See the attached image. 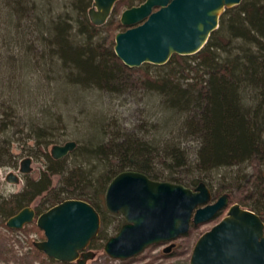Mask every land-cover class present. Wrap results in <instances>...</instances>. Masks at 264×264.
Segmentation results:
<instances>
[{
    "label": "trees",
    "instance_id": "trees-1",
    "mask_svg": "<svg viewBox=\"0 0 264 264\" xmlns=\"http://www.w3.org/2000/svg\"><path fill=\"white\" fill-rule=\"evenodd\" d=\"M87 1H72L80 16L67 18L54 17L47 3L38 10L36 0H0V67L10 63V67L24 74L31 70L34 59L42 60L45 65L48 63V72L57 73L55 82L59 87L77 84L113 89V85L126 81L123 74L138 67L124 64L104 42L94 41L102 25L87 18ZM121 2L129 0L116 4ZM130 5L134 4L130 1ZM21 17L30 22L28 26H35L32 30H38L35 40L38 51L24 49L22 40L28 32L16 22ZM106 23L111 36L118 25L114 21ZM17 49H24L20 58L12 53ZM190 58L174 54L166 64L158 66L156 76L146 73L148 83L159 97L160 133L152 138L117 131L112 135L106 123L100 122L108 137L91 141L83 148L77 149V145L74 154L82 156V161L76 160L70 166L64 157L48 156L47 167L38 179H28L22 191L0 203V241L7 242L0 243V260L23 264H31L34 259L45 261L43 251L34 246V241L29 242L31 249L25 256L16 255L14 245L10 244L15 239L11 233L20 230L28 235L36 224L21 229L7 225L11 216L29 206L37 196L53 193L48 199L52 206L69 198L84 199L99 211L109 182L126 169L190 187L204 181L215 198L227 193L230 203L239 202L264 220V0H242L228 7L221 15L220 26L196 53V65L190 63ZM12 86L0 80V165L16 164L10 151L11 136H7L21 119L18 122L10 119L13 112L5 109L7 100L3 96ZM19 99L9 100L15 104L13 109ZM38 128L30 130L38 131L40 139L47 128L40 131ZM213 172L215 176L210 175ZM54 174L61 175V185L53 192ZM195 228L197 225L192 224L182 236ZM103 237L104 233L99 231L96 238Z\"/></svg>",
    "mask_w": 264,
    "mask_h": 264
},
{
    "label": "water",
    "instance_id": "water-1",
    "mask_svg": "<svg viewBox=\"0 0 264 264\" xmlns=\"http://www.w3.org/2000/svg\"><path fill=\"white\" fill-rule=\"evenodd\" d=\"M119 0H94L89 9L91 21L103 25ZM242 0H145L126 8L121 22L128 26L116 34L115 52L130 67L148 62L166 64L174 54L193 55L207 43L220 26L226 7ZM77 146L75 140L55 144L52 156H67ZM26 157L19 168L32 170ZM7 180L18 183L21 177L10 171ZM109 211L126 219L119 231L105 244L112 258L126 260L151 245L168 243L164 252L176 246L171 242L188 233L192 224L227 213L195 242L190 264H264V220L256 211L230 203L227 193L215 199L210 186L202 181L194 188L182 183L151 178L143 171L126 169L117 173L105 192ZM37 220L46 238L34 246L48 257L63 262L87 264L96 255L89 246L101 227V215L89 201L69 198L37 215L26 206L7 220L11 228L21 229Z\"/></svg>",
    "mask_w": 264,
    "mask_h": 264
},
{
    "label": "rangeland",
    "instance_id": "rangeland-1",
    "mask_svg": "<svg viewBox=\"0 0 264 264\" xmlns=\"http://www.w3.org/2000/svg\"><path fill=\"white\" fill-rule=\"evenodd\" d=\"M72 1L74 0H36L38 10L39 6L42 8L43 4L47 3V9L51 10L54 17L59 15L67 18L79 17L80 14L75 10L76 6L72 4ZM130 1L134 5H139L141 0H129L128 3L121 2L116 4L108 18V22L114 21L115 25L118 26L111 31L110 36L106 30L107 23H104L99 29V33L94 36V41L104 42L106 47L115 52L116 34L128 28V26L122 24L121 14L126 8L131 7ZM93 2L94 0H88L85 10L86 16L90 21L89 9L93 6ZM16 22L22 30L26 29L25 32H28L27 37L23 36L22 40L24 49L29 51L37 49L35 40H37L38 30L35 31L33 29V31V26H28L30 22L24 20L23 17ZM24 49L22 51L17 49L18 51H12V53L16 55V58H20L19 56L22 57L24 54ZM193 55H190L189 61L191 64L196 65V54ZM32 62L31 70L28 69L24 74L14 66L10 67V63L1 64L2 66L0 67V80L6 85H13L3 95L7 100L5 109L9 113L12 110L13 114L11 115L13 117L10 116V119L13 121L18 122L21 119L18 127L12 126L7 136H11L10 151L15 155L16 164L0 165V203L22 191L28 179L35 180L39 178L41 172L47 167L48 156H52L51 151L55 144H64L67 141L75 140L78 145L77 149L83 148L85 145L88 146L91 141L97 142L106 139L108 137L106 135L107 131L108 133L110 131L112 135L115 134L114 131H117V134L128 133L144 138H152L160 133V127L162 126L158 125L157 120L160 112L159 97L155 89L148 83L149 81L146 77V73L153 77L156 76L159 65L146 62L138 66V69L125 73V75L123 74L124 79L127 78L126 81L123 80V82L115 84L117 88L113 85L114 88L111 89L109 87H83L77 84L59 87L55 82L57 73H54V71H51L53 73L48 72V63L45 65L42 60L36 62L35 59ZM182 73L185 74V72ZM11 76L14 78H11ZM18 86L20 87L18 88ZM16 87L20 93L17 92ZM12 97L20 98L19 102L16 103L17 106L14 107L16 111L13 109L15 104L9 101ZM100 122L106 123L107 131L98 124ZM109 122L111 123L110 125L108 124ZM38 126L39 131L42 127L47 128L43 131L40 139L37 136L38 131L36 133L34 130L33 132L30 130L32 127L35 129ZM51 135L56 138H51ZM187 143L190 144L189 142ZM77 149L72 150L64 157L70 166L74 165L76 160H83L82 156H75L74 152ZM26 157L32 158V170L23 174L19 168L21 161ZM10 171L20 175V182L15 183L7 180V175ZM214 174V172L210 173L212 176H215ZM207 178L211 181L210 176ZM60 180V174L53 175V192L60 187ZM211 183L215 185V188L218 187L216 182L211 181ZM52 194L44 192L30 203L32 207L40 208L37 215L52 206L53 203L48 200ZM227 210L228 207L214 219L197 225V228L193 229L189 235L180 236L171 241L176 246L170 252H164L165 246L170 242L160 243L149 246L137 256L120 260L110 257L105 252L104 247L107 240L119 231L126 219L122 213H113L107 209L105 194H103L99 212L101 215L100 231L104 233V237L96 238L95 242L90 244L89 248L94 250L96 255L87 264H190L191 253L196 240L220 221L227 213ZM32 224H36L37 227L35 230H30L28 235L20 230L11 233L15 239L11 240L10 244L14 245L13 247L16 249V255L18 256H25V253L31 249L29 242L46 238L44 231L37 225L36 219L29 223L31 225L29 227H32ZM5 241H0V243ZM42 257L45 261L34 259L31 264H57L53 261V258L48 257L44 252ZM66 263L77 264L76 261ZM0 264L23 263L15 261L8 263L0 260Z\"/></svg>",
    "mask_w": 264,
    "mask_h": 264
},
{
    "label": "flooded vegetation",
    "instance_id": "flooded-vegetation-1",
    "mask_svg": "<svg viewBox=\"0 0 264 264\" xmlns=\"http://www.w3.org/2000/svg\"><path fill=\"white\" fill-rule=\"evenodd\" d=\"M222 195H223V194H222ZM220 196H221V195H220ZM220 196H219V197H220ZM219 197H216L215 199H218ZM33 208H34V207H33ZM34 209L36 210V208H34ZM224 209H225V208H224ZM224 209H223V210H224ZM223 210H222V211H223ZM36 212H37V211H36ZM77 264H78V263H77Z\"/></svg>",
    "mask_w": 264,
    "mask_h": 264
}]
</instances>
